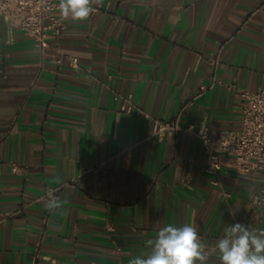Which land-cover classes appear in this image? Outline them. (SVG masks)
I'll return each mask as SVG.
<instances>
[{
    "label": "crops",
    "instance_id": "1",
    "mask_svg": "<svg viewBox=\"0 0 264 264\" xmlns=\"http://www.w3.org/2000/svg\"><path fill=\"white\" fill-rule=\"evenodd\" d=\"M93 5L82 22L57 10L77 68L43 58L20 32L6 43L0 19V264H31L36 250L37 264H130L165 223L196 226L208 249L226 225L264 230L259 177L223 158L214 187L197 138L158 139L150 119L113 100L131 94L151 117L178 116L195 132L238 130L239 98L227 87L264 88V0ZM55 187L62 207L44 224L36 198ZM209 264H220L216 249Z\"/></svg>",
    "mask_w": 264,
    "mask_h": 264
},
{
    "label": "built area",
    "instance_id": "2",
    "mask_svg": "<svg viewBox=\"0 0 264 264\" xmlns=\"http://www.w3.org/2000/svg\"><path fill=\"white\" fill-rule=\"evenodd\" d=\"M96 9L94 13L99 11ZM58 3L56 0H0V19L3 22L6 43H12L17 32L31 38L43 58H48L53 64L60 66L66 62L70 67L77 68L78 60L64 54L60 36L65 28L63 18L57 14ZM93 13V14H94ZM215 80L208 88H210ZM207 87L200 86L199 92L203 93ZM235 90L239 98L241 113L240 127L236 131H209L205 128L195 132L192 127H182L178 123V116L163 121L151 117L148 113L135 105L133 95L114 94L113 100L117 103L120 113L150 119L152 121V134L158 139L177 137L186 134L197 138L204 155V171L214 177L211 184L220 188L219 172L222 159L227 158L237 175L252 174L259 177L261 186L264 187V88L256 91L238 89L234 85L227 87ZM19 166L11 165V172L18 173ZM61 187L47 189L36 201L47 202L58 198ZM224 197L229 194L221 191ZM52 211L47 208L43 223L48 220ZM43 238L40 233L38 244ZM215 249L206 248L208 257ZM119 252V250H118ZM40 258L36 250L31 264H37ZM119 264H123L120 262Z\"/></svg>",
    "mask_w": 264,
    "mask_h": 264
},
{
    "label": "clouds",
    "instance_id": "3",
    "mask_svg": "<svg viewBox=\"0 0 264 264\" xmlns=\"http://www.w3.org/2000/svg\"><path fill=\"white\" fill-rule=\"evenodd\" d=\"M99 2L59 0L58 8L64 19L82 22L96 11L93 4ZM61 207L59 198H52L46 204L49 211ZM147 244V255L133 257L130 264H209L206 242L199 235L198 228L188 223L183 226L165 223ZM215 249L220 264H264V230L251 228L242 222L226 225Z\"/></svg>",
    "mask_w": 264,
    "mask_h": 264
}]
</instances>
